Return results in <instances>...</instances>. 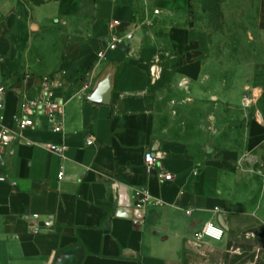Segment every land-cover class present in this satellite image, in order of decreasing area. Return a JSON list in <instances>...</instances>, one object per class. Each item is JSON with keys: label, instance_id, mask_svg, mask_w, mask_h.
Segmentation results:
<instances>
[{"label": "crops", "instance_id": "obj_1", "mask_svg": "<svg viewBox=\"0 0 264 264\" xmlns=\"http://www.w3.org/2000/svg\"><path fill=\"white\" fill-rule=\"evenodd\" d=\"M191 6L0 0V264H264L262 92L208 69ZM257 22L264 57V0Z\"/></svg>", "mask_w": 264, "mask_h": 264}, {"label": "rangeland", "instance_id": "obj_2", "mask_svg": "<svg viewBox=\"0 0 264 264\" xmlns=\"http://www.w3.org/2000/svg\"><path fill=\"white\" fill-rule=\"evenodd\" d=\"M189 10L195 37L203 44L205 54L215 59L208 69H216L222 82L232 80L228 83L231 88H238L237 78L246 80L239 89L250 94L251 86L262 92L264 100V57L256 54L259 38L255 35L259 0H192ZM224 112L219 106V122H225ZM228 113L239 116L240 109L232 107ZM204 128L197 127L191 135L206 136Z\"/></svg>", "mask_w": 264, "mask_h": 264}, {"label": "built area", "instance_id": "obj_3", "mask_svg": "<svg viewBox=\"0 0 264 264\" xmlns=\"http://www.w3.org/2000/svg\"><path fill=\"white\" fill-rule=\"evenodd\" d=\"M158 13V10L155 11ZM119 21L115 20L114 24H118ZM121 38L119 36H114L111 38V40L106 41L103 46H101L98 51H97V56L99 59H104L107 56L108 51L115 50L118 47V44L120 43ZM4 87L0 86V95L4 92ZM49 107L51 108V111L56 110L61 108V103H52L50 102ZM51 118H53L52 113L49 114ZM36 122L34 119L30 116H27L25 118L20 119V127L25 128V127H34ZM55 130L60 131L61 127L58 126L55 128ZM4 132L0 129V150L2 148V145L4 144V138H5ZM87 144L92 145L94 144V137H89L87 139ZM50 149L53 151H56L58 153H64L65 151V146L61 145H55V144H50L49 145ZM159 163V155L158 154H149L145 158V165L148 170L152 169L154 166H156ZM62 174V173H61ZM162 177L164 180H170L172 178L171 173H164L162 174ZM6 177L0 172V181H5ZM147 202H150V195L148 192H143L139 193V198L135 202V205H133V216L132 220L134 223L138 224L141 223L144 219V206ZM207 228H211V226H208ZM201 235H211L210 231H206V229L203 231V233H199L198 237H201ZM213 236V235H211ZM215 237V236H213Z\"/></svg>", "mask_w": 264, "mask_h": 264}, {"label": "clouds", "instance_id": "obj_4", "mask_svg": "<svg viewBox=\"0 0 264 264\" xmlns=\"http://www.w3.org/2000/svg\"><path fill=\"white\" fill-rule=\"evenodd\" d=\"M206 231H210L211 235L215 236V238L219 239L222 235V229L217 228L215 226H211V228H206Z\"/></svg>", "mask_w": 264, "mask_h": 264}]
</instances>
